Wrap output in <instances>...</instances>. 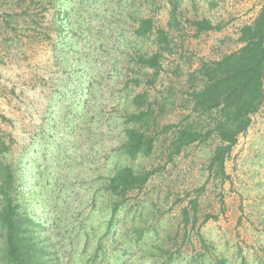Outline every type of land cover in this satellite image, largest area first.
<instances>
[{
  "label": "rangeland",
  "instance_id": "rangeland-1",
  "mask_svg": "<svg viewBox=\"0 0 264 264\" xmlns=\"http://www.w3.org/2000/svg\"><path fill=\"white\" fill-rule=\"evenodd\" d=\"M145 1L73 0L70 10L58 13L49 0H0V12L31 6L18 17L15 30L0 20V135L13 143L5 161L23 159L33 180L29 188L35 183L65 218L76 222L92 210L101 234L110 211L100 208L102 197L93 201V193L107 168L154 170L114 219L119 235L110 246L109 264H216L218 258L227 264H264V105L228 156L225 181L208 168L217 143L213 138L172 159L167 133L159 134L147 156L132 159L115 147L124 97L143 93L157 102L154 134L177 122L186 112L190 72L203 59L217 60L239 49L241 27L254 20L264 0H178V28L168 25V0ZM141 12L170 31L171 50L160 57L156 77L153 69L147 71L153 82L123 94L118 92L123 83L114 80L126 81L137 69L133 48H158L153 36L133 35ZM199 18L220 29L197 35L188 20ZM55 20H66L67 26L57 32ZM133 225L148 228L147 239L141 249L127 250L125 240L139 236ZM62 246L66 264H78L83 245L68 237Z\"/></svg>",
  "mask_w": 264,
  "mask_h": 264
},
{
  "label": "trees",
  "instance_id": "trees-1",
  "mask_svg": "<svg viewBox=\"0 0 264 264\" xmlns=\"http://www.w3.org/2000/svg\"><path fill=\"white\" fill-rule=\"evenodd\" d=\"M27 1L34 2L24 0V3ZM49 1L52 5H58L56 8L58 13L63 8L70 10L73 2V0ZM168 2L171 6L168 25L178 28L181 23L179 1ZM130 5H134L132 1ZM23 7L21 12H0V20L4 22L6 28L15 30L19 23L18 17L29 13L31 6ZM43 9L47 10L45 6ZM135 20L137 24L133 26V35L136 38L153 36L158 48L155 51L138 46L133 48L137 69L132 68L133 75L130 80L119 78L114 80L119 85L123 83L118 89V92L123 94L133 91L146 81L153 82L152 76L156 77L161 67L160 57L164 51L171 50L170 31L156 24L152 15L141 12ZM188 21L195 28L197 35L204 31L220 29V25L209 18ZM54 23L57 32L58 29L67 26L66 20H55ZM239 39L242 42L239 49L217 60L203 59L200 66L190 72V88L185 91L183 104L186 112L177 122L165 124L162 132L154 134L152 131L157 122L153 106L156 101L153 103L147 100L143 93L124 97L122 108L116 116L120 127L116 136L118 140L116 150L132 159L139 155L147 156L153 152L159 134L167 133L171 137L168 149L169 157L172 159L175 155L181 154L186 147L213 138L217 143L208 168L213 177L225 181L229 177L225 166L228 156L240 135L250 127L252 116L264 105V3L254 20L241 27ZM149 69H153L154 75L148 79ZM121 97L123 98V95ZM158 103L160 109H163L162 102ZM12 152V140H7L5 134H1L0 264H66L62 244L68 237L70 243L75 241L83 245L78 264H109L110 246L118 241L119 235L116 227L114 228V219L120 211L128 207L130 195L144 188L154 170L140 171L129 165L116 167L110 165L107 168L93 193V201L102 197L100 208L102 205L107 206L110 211L108 225L101 234L91 216L92 210L86 217L74 222L60 215L58 210L60 207L45 199L35 183L29 188L33 180L24 172L23 159L19 162L5 161ZM127 212L133 215V219L137 216L131 206ZM185 215L189 219L188 209H185ZM147 229L132 226L133 232L139 236H129L125 240L128 244L127 250L143 247L147 239L145 236ZM216 264H227V261L218 258Z\"/></svg>",
  "mask_w": 264,
  "mask_h": 264
}]
</instances>
